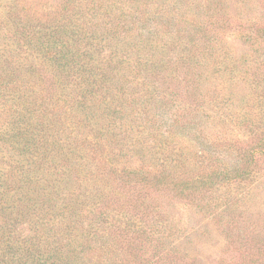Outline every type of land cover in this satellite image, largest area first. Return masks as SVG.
Returning a JSON list of instances; mask_svg holds the SVG:
<instances>
[{"label": "rangeland", "instance_id": "rangeland-1", "mask_svg": "<svg viewBox=\"0 0 264 264\" xmlns=\"http://www.w3.org/2000/svg\"><path fill=\"white\" fill-rule=\"evenodd\" d=\"M78 19L96 47L89 62L105 48L122 70L137 68L130 93L102 96L96 110L39 94L30 119L47 114L61 130L43 150H18L6 128L30 115L18 108L27 87L47 91L42 75V86L33 85V71L54 64L26 54L19 36L27 28L47 36ZM74 64L96 78L80 70L81 60ZM95 127L120 142L93 159L67 145L72 131ZM256 131L264 133V0H0V223L30 249H19V264H264ZM242 164L248 173L232 179L229 167ZM100 167L101 182L89 180ZM20 168L32 170L27 183L16 181ZM203 172L214 173L207 188H179ZM97 198L104 201L95 208Z\"/></svg>", "mask_w": 264, "mask_h": 264}, {"label": "trees", "instance_id": "trees-1", "mask_svg": "<svg viewBox=\"0 0 264 264\" xmlns=\"http://www.w3.org/2000/svg\"><path fill=\"white\" fill-rule=\"evenodd\" d=\"M63 20L65 21L64 18ZM30 22L32 23L33 26V21ZM81 26L82 23H80V19L76 21L71 20L70 22L63 24L62 26L60 25V23L54 25V27L51 28L53 29L51 34H49L48 32L45 33L47 36H39L35 31L29 28L25 29V31L21 33V36H19V41L20 40L23 41L22 43L24 44L26 54L29 53L31 56H35V57L37 56L40 59L42 58L49 61H53L54 64H52L50 67H43L41 70L37 69L33 71L36 72L38 78L37 81L34 82L33 84L34 86H42L41 75L47 78L46 80L47 86H45L47 88L46 92L43 89H41L39 93L34 92L32 87L30 86L27 87V89L22 93L23 95L27 93H34L33 101L31 102L27 97L25 101V99L23 98L24 96L23 95L20 96L19 106H18L19 111L26 109V111L30 115H27L26 118H24V115H21L19 117V127L12 129V131H10L9 128H6L8 131L7 136L13 142V145L16 149L19 150L22 148H28L27 146L31 144L32 146L36 147V150H43V147L47 145L46 143L49 144V142L51 141L55 143V138L57 135H59V132L61 130L60 127L58 126V124L55 125V127L50 126L52 117L48 119L47 114L40 115V120L30 119L31 115L37 116L38 110L36 104L39 98V94H42L45 97H47V94H50L51 99H54L55 97L60 98V96H62L60 98L61 101L67 104L71 103L72 105L69 104L71 107H81L86 110L95 108L96 110L99 104L104 103V100L106 98H109L111 95L125 96L126 94L130 93L128 87L126 86L128 85L127 78L130 75L134 74L137 68L132 69L129 66L126 68V70H122L120 66L114 64L111 55L108 54V51L105 48H102L103 50L98 49L99 57L97 59H99L100 61L96 60L95 63L89 62V60L87 59L94 52V49L96 47L90 42V35L88 34V32L82 30ZM201 26L202 24L199 23V25L196 26V30L194 33L198 34L199 32H201L200 30H197ZM91 27L92 29H94L93 26ZM34 28L35 27H33L32 29ZM202 37L203 34L200 37H198V40ZM194 38L195 37L191 39V44L192 42L194 43ZM83 55L84 58H82ZM52 58H54V60H52ZM25 59H27V56L25 57ZM79 60H81L82 63V67L80 70L85 68L84 74L91 73L92 76L95 75L96 78H92L90 75H87V77L83 78V75H81V73L80 74L77 73L76 70L77 65L74 64V62H77ZM184 64L183 62H181V66H185ZM90 66H93L94 68ZM23 71L25 70H21L20 72L22 73ZM150 73L151 76L155 75V71ZM28 74L30 75L31 72H29ZM59 74L61 75V77H59L60 79H56L59 76ZM13 78L14 76L11 77L9 81L14 82ZM63 78H69L70 82L61 83L60 80H64ZM69 90L71 91V93L68 92ZM102 96H106V98L103 100L101 99ZM124 104L128 105V101H126ZM42 106L44 108H47V103L45 102V104H42ZM46 118L48 119V121L46 120ZM110 118H112L113 121L107 123L108 127L106 129L113 127L112 124L115 121L114 114L111 115ZM106 129L105 131H103L104 130L103 127H101V129H97V127H95L94 129L95 133L92 134L90 133L83 136L77 135L74 133V131H72L71 134L75 136V140L70 139L67 145L69 147H74L75 149L79 147L82 148L85 151L83 157L87 156L90 157V159H93V157L99 158L98 157L99 151L102 153H106L108 148L114 146L113 144L120 142V140L115 139V137L113 139L111 138L112 136H117V133L115 131H106ZM106 132H108L109 135H105ZM257 134L260 136V146H264V133H260L258 131H256L255 134L253 133V135H257ZM28 136L30 138L24 140ZM104 141H106L107 143H105ZM62 145H66V144H62ZM85 146H87L86 149L83 148ZM88 147H91L95 151L92 150V152L90 153V151H88L90 148L88 149ZM69 153L75 154L76 152H74V150L71 149ZM226 153L228 154V152ZM103 159L104 157L99 159V162H101ZM26 160H27L26 157L21 156L20 158L19 155L20 162L26 163ZM25 166L28 167L27 163ZM95 167L99 168L98 166ZM102 167H100V171L98 175L96 172L93 171L91 173V177L89 178V180L90 179L99 180L101 182L100 176L105 175L101 169ZM74 168L76 172H79V170L81 171L82 169V167L78 166V164H74ZM229 169L232 171V175H231L232 179L234 177L235 178L241 177V180H242V176L248 173L249 170V169H244L243 164L237 167H232V168L229 167ZM20 172L21 175L20 176L18 175L16 181L19 180V184H21V182H23L24 180L27 183V179L25 178V176L27 175L29 176L32 170L26 171L25 169L20 168ZM164 174L162 173V175ZM213 174H214L213 172H203L200 175H194V174L189 175V177H187L186 180H181V181L179 180L178 186L179 188L182 187V190L193 189L194 191H199V188L201 187L200 185H203L205 188L208 187V185L211 183L209 180L211 178H214ZM30 179L33 180L32 177H30ZM231 183L234 182L231 181ZM103 201L104 199L97 198V200L95 201L96 204L95 208H98V204L102 203ZM30 204L34 206V202ZM27 205L29 204H26L25 200H23V202L21 203V208H22L21 214L22 213L24 214V209L27 207ZM1 224L2 223H0V263L2 260L9 258V260H11L13 264H19L20 263L19 249L22 248L23 246L22 254L24 253V251L26 252L27 250L29 251L30 249L26 244H22V246L21 245L18 246L19 243L17 242L19 241L13 240L16 238V236L12 235L13 234L12 231H9L5 228V224L4 225ZM11 249L14 251L11 253H16L15 255L9 253Z\"/></svg>", "mask_w": 264, "mask_h": 264}]
</instances>
